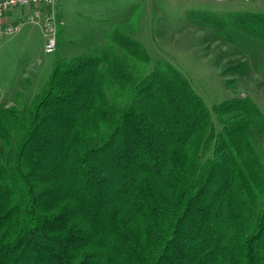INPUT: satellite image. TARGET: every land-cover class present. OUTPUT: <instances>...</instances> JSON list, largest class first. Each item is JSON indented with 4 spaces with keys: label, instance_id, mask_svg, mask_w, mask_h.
<instances>
[{
    "label": "trees",
    "instance_id": "obj_1",
    "mask_svg": "<svg viewBox=\"0 0 264 264\" xmlns=\"http://www.w3.org/2000/svg\"><path fill=\"white\" fill-rule=\"evenodd\" d=\"M232 41L264 11L193 9ZM264 113L211 107L118 25L0 104V264H264Z\"/></svg>",
    "mask_w": 264,
    "mask_h": 264
},
{
    "label": "rangeland",
    "instance_id": "obj_2",
    "mask_svg": "<svg viewBox=\"0 0 264 264\" xmlns=\"http://www.w3.org/2000/svg\"><path fill=\"white\" fill-rule=\"evenodd\" d=\"M193 9L264 11V0H60L57 49L46 53L40 25L26 21L0 39V104L26 100L40 91L59 54L71 57L104 42L110 25L138 38L151 60L180 69L209 107L234 97L251 98L264 113V39L231 27L232 41L187 18ZM34 6L9 11L10 20ZM264 163V134L255 136Z\"/></svg>",
    "mask_w": 264,
    "mask_h": 264
},
{
    "label": "built area",
    "instance_id": "obj_3",
    "mask_svg": "<svg viewBox=\"0 0 264 264\" xmlns=\"http://www.w3.org/2000/svg\"><path fill=\"white\" fill-rule=\"evenodd\" d=\"M59 0H0V39L17 33L26 21L36 22L40 25L43 35V49L46 53L57 49L58 21L54 8ZM222 1V0H215ZM18 6L31 7L34 10L15 20L8 17L9 11Z\"/></svg>",
    "mask_w": 264,
    "mask_h": 264
},
{
    "label": "crops",
    "instance_id": "obj_4",
    "mask_svg": "<svg viewBox=\"0 0 264 264\" xmlns=\"http://www.w3.org/2000/svg\"><path fill=\"white\" fill-rule=\"evenodd\" d=\"M59 1H60V0H59ZM59 1H58V4H59ZM58 4H57V5H58ZM58 31H59V30H58Z\"/></svg>",
    "mask_w": 264,
    "mask_h": 264
}]
</instances>
